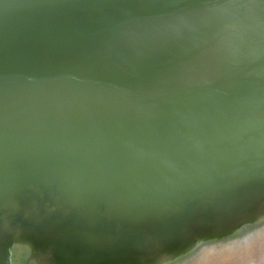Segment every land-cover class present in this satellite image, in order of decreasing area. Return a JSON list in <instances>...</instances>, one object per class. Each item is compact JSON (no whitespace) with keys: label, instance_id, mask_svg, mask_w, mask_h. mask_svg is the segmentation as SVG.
Masks as SVG:
<instances>
[{"label":"water","instance_id":"water-1","mask_svg":"<svg viewBox=\"0 0 264 264\" xmlns=\"http://www.w3.org/2000/svg\"><path fill=\"white\" fill-rule=\"evenodd\" d=\"M264 0H0V264H263Z\"/></svg>","mask_w":264,"mask_h":264},{"label":"bare ground","instance_id":"bare-ground-1","mask_svg":"<svg viewBox=\"0 0 264 264\" xmlns=\"http://www.w3.org/2000/svg\"><path fill=\"white\" fill-rule=\"evenodd\" d=\"M264 264V263H263Z\"/></svg>","mask_w":264,"mask_h":264}]
</instances>
